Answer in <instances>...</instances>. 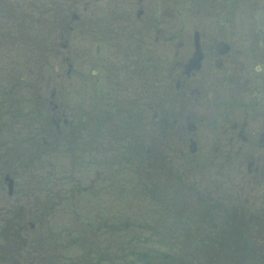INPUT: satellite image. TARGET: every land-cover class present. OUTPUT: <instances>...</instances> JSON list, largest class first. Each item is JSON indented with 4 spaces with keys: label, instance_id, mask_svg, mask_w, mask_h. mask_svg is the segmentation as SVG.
I'll use <instances>...</instances> for the list:
<instances>
[{
    "label": "flooded vegetation",
    "instance_id": "af4514ba",
    "mask_svg": "<svg viewBox=\"0 0 264 264\" xmlns=\"http://www.w3.org/2000/svg\"><path fill=\"white\" fill-rule=\"evenodd\" d=\"M0 51L7 73L29 67L45 80L54 68L50 116L40 95L33 120L26 97L0 91V264H58L50 228L63 211L74 223L75 195L95 188L87 166L101 153L109 189L128 164L150 170L166 244L177 227L183 254L192 246L200 264H264V0H0ZM64 78L70 95L104 106L95 122L90 109L83 116L76 144L55 102ZM74 145L88 156L77 159L83 187L59 163L37 162Z\"/></svg>",
    "mask_w": 264,
    "mask_h": 264
},
{
    "label": "rangeland",
    "instance_id": "374dc122",
    "mask_svg": "<svg viewBox=\"0 0 264 264\" xmlns=\"http://www.w3.org/2000/svg\"><path fill=\"white\" fill-rule=\"evenodd\" d=\"M32 69L34 71V68ZM20 70V68L14 69L7 73L5 68H0V91L6 90V95H22L23 97H26V117L32 116V119L34 120L35 112L33 109V103L37 99L36 95L41 96L46 106L47 99H49L51 88L53 86V83H50V81L52 80L51 78L54 77V68L50 66L49 68L42 69L41 77H44L45 80H42L39 77L35 78V74L30 73L29 67H26V69L21 73ZM20 76L24 79L19 80ZM9 77H11V79H9ZM46 79L48 82L46 81ZM9 80L10 83L8 85V83L6 84V82H9ZM60 86L61 89L57 88L55 90V102H57L58 104L62 102L66 104L64 105L66 109L65 113L69 118V123L73 124V126L75 127L74 131L76 137L74 138V141L76 144V139L79 136V131L77 128L81 127L82 125V130H84V119H88L87 117L83 118V116H86L90 109V116L95 122L100 112L104 109L102 103L103 101L99 100V95H70V90L65 78L62 79V83L60 84ZM9 89L11 92H9ZM59 91L62 92V95L59 93ZM69 98H71L72 104ZM157 98L158 95H155V102L158 101ZM46 108L48 109V111L44 110L42 111V114L44 116H50L51 110L47 106ZM60 114L61 112L54 113V115L56 116ZM33 120L27 121L26 130L31 128V126L33 125ZM82 135L83 133L81 134V136ZM84 147L86 146L84 145ZM73 148L76 149L74 152H62L60 149L65 150L66 147L63 146V144H60V149L57 147L55 150L50 151L48 155L41 156L40 161L37 162L40 164L42 161H44L42 162L44 166H47V163H52L53 166H56L59 163L56 167V170L58 172L61 171V174H65L68 170H71L74 174L73 177L75 181L79 182L83 187L86 184L88 185V180H85L84 172L86 171H84L83 169L86 162H78L77 159L81 158L86 161L84 156H86V158L88 156L83 153L82 148L78 149V146L75 145L73 146ZM72 158L75 161L74 164L70 163L73 162ZM95 162H97L96 165L88 164L87 166L86 164L91 172H95L93 177L90 176V180L95 185V188L83 189L84 193L77 195V197H75L74 199V206H76V208L73 216L74 230L72 231L73 234L71 235H73L74 237L81 236V240L84 243H76V245L71 244L68 246L62 241V243L60 244L62 249L59 247L58 250V264H66L67 262H75V264H89L88 259L84 258L83 252L84 250H86L84 249V247H87L89 243L92 244V242H89V240L87 239V237H89L88 235L93 237L94 246L98 251L101 252V254L102 249L103 251L105 249V251L107 252L105 253L104 257L106 261L103 264H200L189 254V252H191V250L193 249L192 246L185 247L189 251L186 252V254H183V252H185L183 250L184 247H182L184 243L180 245V243L176 242L177 239H179L178 237H180V233H184L183 229L174 227V229L172 230V234L175 237V242L166 244V225L163 224V206L161 205V203L156 204L155 202H153V198H151L154 192L153 190L155 185L152 184V182L149 180L151 179L150 175L152 176L149 169H141L140 171L146 173H139L137 175V173H134L136 164H128V171L121 174L122 178L118 180L120 185L116 186L113 189H109L110 185L106 182V170L109 169V164L108 162H106L104 154L101 153L99 159H96ZM35 165L38 166V164ZM79 168L82 169L80 170ZM27 169L28 167L25 168V171H27ZM111 169H113V166ZM126 173H132V176H129L130 178L124 176ZM110 178L113 181L116 180L113 177ZM141 180L146 181L138 185L137 183ZM160 182H162V179ZM109 199H111L114 204H112ZM69 202L65 201L64 204H69ZM87 202L88 204H86ZM131 202H133V204H131ZM136 202L138 203V208L136 211L137 215L134 216L131 211L134 208L136 209L134 205ZM116 212L121 213L118 217V220L120 222H118L115 218H110L116 217ZM60 216V220H57L59 228L62 227L64 230H66V227L70 222V215L66 211H63L60 212ZM103 221L105 222V225L101 227V223ZM53 223H56V220ZM128 223L130 226H122V228L119 227V225ZM34 229H36V231L32 233V235L37 234L41 231V229L37 226ZM45 231L46 228L41 233L43 234ZM177 232L178 235L176 236ZM27 235L31 236V233L28 234V230ZM147 236H153L152 238H149H151V241L154 242L146 245L144 242ZM130 237H136L138 238V240ZM79 245H83L84 247H80ZM125 245H127V248L125 247ZM43 247L46 246L43 244ZM147 247H149V249L143 252L142 248ZM120 248L124 251L128 249L125 257L129 256V258H119V260H117L118 257L112 255L113 253H115V255L119 256L118 251ZM131 250H134V252H138H136L135 255L133 253H130ZM164 251L168 253L172 251V256L167 258V256L164 255ZM175 252L178 255H174ZM196 252L197 250L195 249V254ZM69 255H73L74 260L67 258L69 257ZM47 256L51 257L50 253H48Z\"/></svg>",
    "mask_w": 264,
    "mask_h": 264
},
{
    "label": "trees",
    "instance_id": "16d2710c",
    "mask_svg": "<svg viewBox=\"0 0 264 264\" xmlns=\"http://www.w3.org/2000/svg\"><path fill=\"white\" fill-rule=\"evenodd\" d=\"M92 248H93V250H94L96 253L94 254V252H92V249H90V250H89V251H90V253H89V258H93V254H94V255H97L98 257H99V256H104V257H105V253H107L105 250H104L105 253H104V251H103L102 254L99 253L96 249H94V243L92 244ZM134 254L136 255V253H134ZM112 255L118 257L117 260H119V258H122V259H123V258H126V259L129 258V256H128V257H125V256H124V257L117 256V255H115V253H113ZM139 255H140V253H139ZM116 257H115V258H116ZM101 258H102V257H101ZM104 260L106 261V259H104Z\"/></svg>",
    "mask_w": 264,
    "mask_h": 264
}]
</instances>
